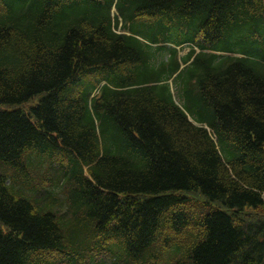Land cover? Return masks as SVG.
<instances>
[{
    "label": "trees",
    "instance_id": "obj_1",
    "mask_svg": "<svg viewBox=\"0 0 264 264\" xmlns=\"http://www.w3.org/2000/svg\"><path fill=\"white\" fill-rule=\"evenodd\" d=\"M0 264H264V0H0Z\"/></svg>",
    "mask_w": 264,
    "mask_h": 264
},
{
    "label": "rangeland",
    "instance_id": "obj_2",
    "mask_svg": "<svg viewBox=\"0 0 264 264\" xmlns=\"http://www.w3.org/2000/svg\"><path fill=\"white\" fill-rule=\"evenodd\" d=\"M188 51H189L188 47L180 49L181 55H185ZM195 206L197 207V213H202L203 205H201V203H199V202H196ZM59 257H61V256L59 255Z\"/></svg>",
    "mask_w": 264,
    "mask_h": 264
},
{
    "label": "bare ground",
    "instance_id": "obj_3",
    "mask_svg": "<svg viewBox=\"0 0 264 264\" xmlns=\"http://www.w3.org/2000/svg\"><path fill=\"white\" fill-rule=\"evenodd\" d=\"M175 46V45H174ZM182 47V46H181ZM184 47V46H183ZM186 48V47H184ZM189 48V51H191L192 49H194L196 51V53H199L201 51H203L201 48H198V47H188ZM205 52H211V53H214V54H217V55H220L218 52L216 51H213L211 49H204Z\"/></svg>",
    "mask_w": 264,
    "mask_h": 264
}]
</instances>
